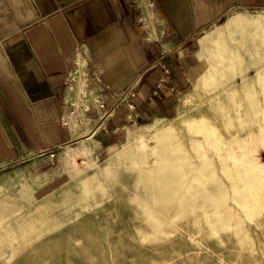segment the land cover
<instances>
[{
	"label": "rangeland",
	"instance_id": "374dc122",
	"mask_svg": "<svg viewBox=\"0 0 264 264\" xmlns=\"http://www.w3.org/2000/svg\"><path fill=\"white\" fill-rule=\"evenodd\" d=\"M196 51L175 117L105 150L78 113L54 156L0 168V264H264V7L229 10Z\"/></svg>",
	"mask_w": 264,
	"mask_h": 264
},
{
	"label": "crops",
	"instance_id": "0c3cea01",
	"mask_svg": "<svg viewBox=\"0 0 264 264\" xmlns=\"http://www.w3.org/2000/svg\"><path fill=\"white\" fill-rule=\"evenodd\" d=\"M148 3L157 20L145 31ZM258 7L264 0H0V168L76 138L61 120L77 58L110 110L103 121L87 112L84 125L110 149L129 128L178 114L203 29Z\"/></svg>",
	"mask_w": 264,
	"mask_h": 264
},
{
	"label": "built area",
	"instance_id": "2783aa9c",
	"mask_svg": "<svg viewBox=\"0 0 264 264\" xmlns=\"http://www.w3.org/2000/svg\"><path fill=\"white\" fill-rule=\"evenodd\" d=\"M83 68L82 60L77 58L73 67L71 81L68 84L70 96L66 103L67 110L61 120L62 126H70V117H72V119L73 117L76 119L78 113H81V118H83V120H85V114L92 110H95L100 121L105 120L110 115V110L107 109L105 101L101 98L100 93H98L95 89H91L88 81L82 76L85 72V69ZM81 77L83 78L82 81L80 79ZM140 77L141 75L138 78ZM54 150L55 149H48L42 151L40 154L45 153L47 156L49 155L52 157L55 155Z\"/></svg>",
	"mask_w": 264,
	"mask_h": 264
},
{
	"label": "bare ground",
	"instance_id": "6f19581e",
	"mask_svg": "<svg viewBox=\"0 0 264 264\" xmlns=\"http://www.w3.org/2000/svg\"><path fill=\"white\" fill-rule=\"evenodd\" d=\"M147 6H149L148 7V12H149V10L151 11L152 10V6H151V4L150 3H148V5ZM148 12H147V14H145L144 16H142L141 17V22L143 23V28H144V30L145 31H147L148 29H149V26H151V24H150V22L147 20V15H148ZM152 13H153V10H152ZM153 15H154V13H153ZM25 189V186H23L22 185V191ZM37 192V191H36ZM0 202L3 204V205H6V206H10V204H11V202H10V200L7 198V197H3V198H0ZM4 208V207H3ZM8 209V208H7ZM9 210V209H8ZM10 212V211H9ZM8 211L6 212V215H4V217L3 218H1V219H4L5 218V220H4V222H3V224H0V227H2L3 228V231H6V232H8L9 230H11V228H12V220H10V213H9ZM0 219V220H1ZM9 238H10V241H12L11 240V237L9 236Z\"/></svg>",
	"mask_w": 264,
	"mask_h": 264
}]
</instances>
